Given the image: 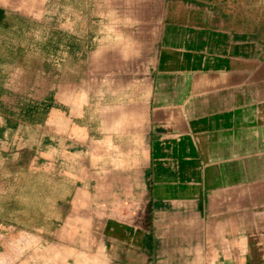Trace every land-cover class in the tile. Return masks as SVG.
<instances>
[{
	"label": "crops",
	"instance_id": "obj_1",
	"mask_svg": "<svg viewBox=\"0 0 264 264\" xmlns=\"http://www.w3.org/2000/svg\"><path fill=\"white\" fill-rule=\"evenodd\" d=\"M160 22L113 93V23ZM0 264H264V0H0Z\"/></svg>",
	"mask_w": 264,
	"mask_h": 264
},
{
	"label": "rangeland",
	"instance_id": "obj_2",
	"mask_svg": "<svg viewBox=\"0 0 264 264\" xmlns=\"http://www.w3.org/2000/svg\"><path fill=\"white\" fill-rule=\"evenodd\" d=\"M91 2V1H90ZM113 23V26L127 27V38H116L115 46L110 56L113 66V93L123 92L126 89L129 94L135 93L139 87L137 80L147 77L151 67L157 62V56L161 59L167 50V37H157L156 34L166 33V22L143 23V29L136 31L132 23ZM79 30L91 33V5L81 6ZM135 32L142 33L143 37H131ZM159 41V44H158ZM138 43V44H135ZM138 45V46H137ZM159 52V53H158ZM161 62V61H160ZM77 70H72V78L79 97H90L91 104V51L88 54L80 55ZM121 67V74L119 68ZM115 73L117 75L115 76ZM67 79L64 84L66 85ZM147 88V87H145ZM144 88V89H145ZM91 138V134H90ZM86 141L89 145L88 151L91 154V141ZM87 151V150H86ZM90 157V156H89ZM91 158V157H90Z\"/></svg>",
	"mask_w": 264,
	"mask_h": 264
}]
</instances>
